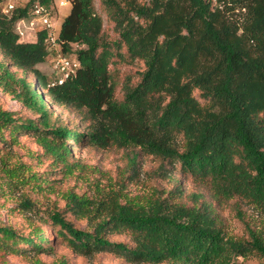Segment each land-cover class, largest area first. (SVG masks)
I'll use <instances>...</instances> for the list:
<instances>
[{"label": "trees", "instance_id": "obj_1", "mask_svg": "<svg viewBox=\"0 0 264 264\" xmlns=\"http://www.w3.org/2000/svg\"><path fill=\"white\" fill-rule=\"evenodd\" d=\"M54 1L30 0L11 17L0 9V52L24 74L0 64V88L39 115L37 121L22 120L0 106V138L7 131L11 139L20 131H45L39 140L60 161L71 155L70 140L127 149L132 165L142 154L152 157L150 175L161 182L144 205L115 188L94 197L69 193L68 208L87 219L92 231L59 211L47 220L77 252L109 248L132 263L264 258V234L248 216V210L264 215V0H68L59 41L66 54L73 44L81 46L74 51L80 67L52 86L38 67L50 54L47 30L24 42L15 23L30 7L50 9ZM119 63L139 64L137 80L128 77L123 86V99L116 97L111 71ZM46 96L74 111L87 131L53 123ZM182 179L203 187L219 204L234 202L245 233L230 236L227 219L201 190L185 194ZM33 232L38 239L0 224V251L21 243L42 251L47 236L40 226ZM108 235L130 241L114 242Z\"/></svg>", "mask_w": 264, "mask_h": 264}, {"label": "rangeland", "instance_id": "obj_2", "mask_svg": "<svg viewBox=\"0 0 264 264\" xmlns=\"http://www.w3.org/2000/svg\"><path fill=\"white\" fill-rule=\"evenodd\" d=\"M30 0H0V9L3 14L11 17L19 7H25ZM62 0H55L50 8V18L53 30L57 33L66 14L71 10L69 4L61 5ZM64 1V0H63ZM14 5V8L10 7ZM69 5V6H68ZM98 6V1H97ZM20 41L32 42L37 40L38 32L44 28L41 20L33 14V7L27 17L15 23ZM104 28L113 35L112 26L105 20ZM81 46L73 44V51L67 53L76 57L75 50ZM46 61L38 67L44 71L50 80L55 77V57L57 52L50 51ZM0 64L9 65V61L0 52ZM9 67L24 75L17 68ZM139 64L119 63L111 71L116 78V97L123 99V86L131 77L133 81L138 78ZM31 81L35 82L32 74ZM54 116L52 122L57 125L64 124L78 132L87 131V123L77 114L66 107L52 103L46 96ZM0 106L13 111L21 119L39 120L34 113L0 88ZM45 131H20L11 139L7 131L4 138H0V224L10 225L19 235L38 239L33 229L40 226L48 241L43 243L42 251L33 249L28 244L19 248L6 245L0 251V264H143L132 263L122 258L112 249H98L90 254L74 250L58 229L53 226L49 216L59 211L76 227L92 231L87 219L78 218L68 208L69 193L91 196L97 195L98 190L108 191L110 188L120 189L124 199L133 200L144 205L154 193V186H160V179L150 175V170L156 162L150 156L142 154L137 164L132 165L129 160V150L115 147L99 148L85 142L69 141L71 155L66 161L57 160L55 150L48 149L39 140ZM41 134V135H39ZM179 184L184 188L185 194L201 190L204 199L212 203L214 209L227 219L228 233L237 236L245 233V227L236 215L234 202L218 203L201 186L190 179H182ZM185 199L188 200L187 196ZM30 200L31 207L24 205ZM189 202L191 201L188 200ZM250 213V216H249ZM248 216L254 226L264 234V215L257 211L248 210ZM111 241L128 243L130 240L123 235H108ZM20 249V250H16ZM237 264H264V258L257 255L237 257Z\"/></svg>", "mask_w": 264, "mask_h": 264}, {"label": "built area", "instance_id": "obj_3", "mask_svg": "<svg viewBox=\"0 0 264 264\" xmlns=\"http://www.w3.org/2000/svg\"><path fill=\"white\" fill-rule=\"evenodd\" d=\"M68 0H62L61 5L68 4ZM11 8H14V5L10 4ZM33 14L39 18L44 25V28L47 30V45L48 50L57 52L55 57V78L50 80V85H62L67 79L74 76L80 67L78 59L68 56L62 51L61 43L59 41V33L53 30V23L50 18V9L42 6L35 5ZM51 53V52H50Z\"/></svg>", "mask_w": 264, "mask_h": 264}, {"label": "crops", "instance_id": "obj_4", "mask_svg": "<svg viewBox=\"0 0 264 264\" xmlns=\"http://www.w3.org/2000/svg\"><path fill=\"white\" fill-rule=\"evenodd\" d=\"M68 4L70 5V8H71V4H70V3H68ZM69 5H68V6H69ZM69 12H70V10H69ZM69 12H68V13H69ZM68 13H67V14H68ZM67 14H66V15H67ZM60 27H61V26H60ZM59 30H60V28H59ZM59 30H58V33H59Z\"/></svg>", "mask_w": 264, "mask_h": 264}]
</instances>
